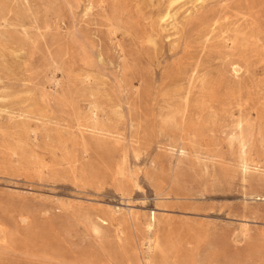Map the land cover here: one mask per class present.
<instances>
[{"label": "rangeland", "instance_id": "rangeland-1", "mask_svg": "<svg viewBox=\"0 0 264 264\" xmlns=\"http://www.w3.org/2000/svg\"><path fill=\"white\" fill-rule=\"evenodd\" d=\"M0 264H264V0H0Z\"/></svg>", "mask_w": 264, "mask_h": 264}, {"label": "bare ground", "instance_id": "bare-ground-1", "mask_svg": "<svg viewBox=\"0 0 264 264\" xmlns=\"http://www.w3.org/2000/svg\"><path fill=\"white\" fill-rule=\"evenodd\" d=\"M172 12V11H171ZM233 67V66H232ZM232 69V68H231ZM244 148V147H243ZM240 162V161H239ZM242 163V162H240ZM245 172V171H244ZM152 220L154 221L155 220V217L152 218ZM149 227L151 228L152 227V223L149 225Z\"/></svg>", "mask_w": 264, "mask_h": 264}]
</instances>
